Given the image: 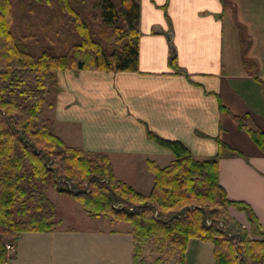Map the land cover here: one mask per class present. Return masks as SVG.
<instances>
[{
	"label": "trees",
	"instance_id": "obj_1",
	"mask_svg": "<svg viewBox=\"0 0 264 264\" xmlns=\"http://www.w3.org/2000/svg\"><path fill=\"white\" fill-rule=\"evenodd\" d=\"M139 19L140 0H0V264L14 259L21 234L61 230L49 189L76 201L92 220L128 224L132 264H145L141 255L149 244L156 261L178 252L176 264H184L189 240L212 244L215 264H264L256 216L247 204L229 200L219 183L220 158L239 155L219 136L216 155L197 160L183 143L143 124L147 139L173 158L164 168L147 162L153 185L144 196L115 176L106 153L66 144L45 118L44 108L53 106L48 99L59 91L57 73L137 72ZM236 28L242 67L262 85L258 63L247 58L252 38ZM170 67L188 77L174 58ZM230 115L264 154V129L249 113ZM228 207L246 215L248 230L229 218Z\"/></svg>",
	"mask_w": 264,
	"mask_h": 264
},
{
	"label": "crops",
	"instance_id": "obj_2",
	"mask_svg": "<svg viewBox=\"0 0 264 264\" xmlns=\"http://www.w3.org/2000/svg\"><path fill=\"white\" fill-rule=\"evenodd\" d=\"M253 1L140 0L137 72H59V91L48 100L53 106L43 110L50 113L44 116L53 132L68 145L106 153L115 176L144 196L153 185L147 162L164 168L173 158L147 139L143 124L164 139L183 143L197 160L216 155L214 138L219 136L239 154L220 158L219 183L229 200L250 207L264 231V154L229 115H243L250 108L232 94L228 83L242 89L259 85L264 104V24ZM235 14L252 38L247 58L258 63L262 85L242 67ZM172 58L188 77L170 67ZM216 95L225 112L219 110ZM250 110L261 125L256 114L264 115V107ZM229 121L235 128L228 125L233 136L225 138ZM237 137L243 140L239 146ZM226 212L247 224L243 212L234 207ZM128 232L67 226L52 234H21L15 257L7 264H117L122 253L124 263L132 264ZM88 242H94L93 251L87 249Z\"/></svg>",
	"mask_w": 264,
	"mask_h": 264
},
{
	"label": "rangeland",
	"instance_id": "obj_3",
	"mask_svg": "<svg viewBox=\"0 0 264 264\" xmlns=\"http://www.w3.org/2000/svg\"><path fill=\"white\" fill-rule=\"evenodd\" d=\"M234 6V10L236 12V6L234 3H232ZM253 4L255 5V8L258 11V14L260 16L261 22L264 24V0H254ZM235 20L236 23L245 27V33L248 35V29L246 25L239 22L236 14H235ZM58 74V73H57ZM228 89L232 92L234 96L237 97L238 100L242 101L245 107H249L250 109L260 108V106L264 107V104L261 99V92H260V86L254 85V86H246L244 89L240 88V85H238V88L235 87V85L228 83ZM49 100V99H48ZM247 109V113L253 114V111ZM44 115L47 117H50V113L45 111ZM230 115V114H229ZM261 120L262 124L257 123L259 126H261V129H264V115L262 112H258L256 114ZM234 127V125L229 121L225 125L226 128L228 125ZM233 129L227 128V131L225 132V135L223 137L226 138V135L230 134L233 136ZM243 134V133H241ZM244 135V134H243ZM246 136V135H244ZM63 141V140H62ZM237 145L239 146L242 143V138L237 137L236 139ZM71 146V145H70ZM74 147V146H73ZM79 148V147H77ZM248 148V147H247ZM81 149V148H79ZM83 150V149H81ZM133 178V176H130ZM48 197L51 199V201L55 205V209L57 212L58 219H61L63 222L62 227L65 228L69 226L71 229H89V230H98L102 231L105 229H111L114 231H121L125 228L129 229L128 224L123 223H116V222H110L109 219H98V220H92L88 218L80 209V206L76 201L73 199L67 197V196H61L56 194L52 189H49L47 191ZM207 224V222H206ZM240 227L244 229H249L248 223L240 224L237 222ZM209 225V224H207ZM222 228V226H219ZM131 236V235H130ZM229 236V234H227ZM132 240V238H131ZM133 243V242H132ZM67 244V242H65ZM152 245H146L143 249L141 258L145 261V264H176L178 261V252H175L172 256L169 257H162V262L156 261V259L159 257L157 254L152 252ZM87 249L90 251H93L95 249L94 242H88L87 243ZM213 246L210 243H204L198 240H189L186 244V249L184 252V264H215L213 253H212ZM10 254V252H8ZM125 255L122 253L121 255L117 256V264H125ZM131 264V262H130Z\"/></svg>",
	"mask_w": 264,
	"mask_h": 264
},
{
	"label": "built area",
	"instance_id": "obj_4",
	"mask_svg": "<svg viewBox=\"0 0 264 264\" xmlns=\"http://www.w3.org/2000/svg\"><path fill=\"white\" fill-rule=\"evenodd\" d=\"M207 224H210V222H208L207 221ZM219 226H222L221 224H219ZM219 228H221V227H219ZM5 248H6V250L8 251V252H14V246L13 245H11V244H5Z\"/></svg>",
	"mask_w": 264,
	"mask_h": 264
}]
</instances>
